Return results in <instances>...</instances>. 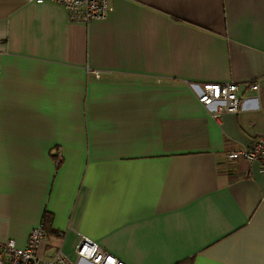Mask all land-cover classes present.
<instances>
[{
	"label": "crops",
	"instance_id": "1",
	"mask_svg": "<svg viewBox=\"0 0 264 264\" xmlns=\"http://www.w3.org/2000/svg\"><path fill=\"white\" fill-rule=\"evenodd\" d=\"M109 2L85 24L0 0V243L43 224L45 259L84 236L125 264H264V173L226 155L264 134V0ZM225 82L243 102L215 119L195 89Z\"/></svg>",
	"mask_w": 264,
	"mask_h": 264
},
{
	"label": "built area",
	"instance_id": "2",
	"mask_svg": "<svg viewBox=\"0 0 264 264\" xmlns=\"http://www.w3.org/2000/svg\"><path fill=\"white\" fill-rule=\"evenodd\" d=\"M49 1L61 5L67 11L70 20L85 24L106 19L113 9L109 0ZM94 74L98 77L97 72ZM248 88L256 92L259 85L257 82H252L248 84ZM238 91L239 86L235 82L205 83L195 89L197 100L210 111L215 119H218L222 113L239 111L243 97L238 94ZM226 155L231 160L258 161L259 171L264 173V134L259 136L252 145L228 150ZM46 237L45 227L39 224L29 232L24 247H18L11 239L0 243V264H80V260L86 264H125L84 236L75 249L79 261L74 262L61 252H56L52 258L45 259L39 249Z\"/></svg>",
	"mask_w": 264,
	"mask_h": 264
}]
</instances>
